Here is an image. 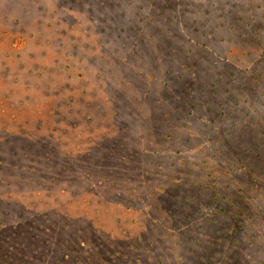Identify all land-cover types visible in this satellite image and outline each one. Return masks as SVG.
<instances>
[{
    "label": "rangeland",
    "instance_id": "374dc122",
    "mask_svg": "<svg viewBox=\"0 0 264 264\" xmlns=\"http://www.w3.org/2000/svg\"><path fill=\"white\" fill-rule=\"evenodd\" d=\"M263 57L264 0H0V264H264V186L211 157L264 130Z\"/></svg>",
    "mask_w": 264,
    "mask_h": 264
},
{
    "label": "trees",
    "instance_id": "16d2710c",
    "mask_svg": "<svg viewBox=\"0 0 264 264\" xmlns=\"http://www.w3.org/2000/svg\"><path fill=\"white\" fill-rule=\"evenodd\" d=\"M102 6H106V4L103 3ZM117 7H119L117 5ZM103 11L107 10L108 9H103ZM124 13H120V15L123 16ZM106 15V14H105ZM103 21L108 24L109 23V18L108 17H105L103 19ZM250 42V45L251 44H255V42L249 40ZM262 45V42H259L258 46H261ZM258 50H261L260 47H257V51ZM262 62H264V57H263V60ZM254 71H258V68H255ZM263 77V73H259L257 76L255 77H251V81H257L259 80L260 78ZM252 93L255 95V91L252 90ZM260 97H264V92L260 93ZM258 101L255 100V102ZM239 104V103H238ZM250 106H253V104H251ZM263 120H264V117H263ZM258 122H261L258 121ZM258 122H251V124L248 126V128L250 129L249 132L251 137H252V141L254 142L253 145V149H244V150H241V146L238 145L236 146L237 144H239V139H237V137L235 136H228L230 139V142H231V145L229 144H225V140H226V137L225 135H222V137H220L216 143H215V147H214V153L213 155H211L212 158H216L217 159V166L218 167H228V171L226 172L227 175H237L238 173H241V171H244L246 172L249 177H250V182H251V188H254L257 186V183H261L263 186H264V178L261 177L262 174H258L256 173V170L254 169V166L252 164H250L249 166L246 165V160H256V161H261V162H264V156H262L261 154H258L256 155V150H264V145H261L259 142H260V139H264V130H261L262 127H256L257 126V123ZM259 124V123H258ZM247 128V129H248ZM223 133H225V130H223ZM247 134V137L249 136V133L246 132ZM245 158H249V159H245ZM260 159V160H259ZM260 167H262V165H260ZM240 170V171H238ZM244 190H238L237 193L240 194V193H243ZM218 198L215 197V200H217ZM223 199V198H222ZM257 197H254V199H252V201H256ZM248 200H251V199H248ZM226 204L229 205V209H233L234 211V217L232 218V220L236 221L238 218H242L244 216V213L243 212H239V211H236L235 210V205L232 204V201H227ZM261 205H257L256 208H260ZM206 207V206H204ZM203 207V208H204ZM201 210V208H200ZM220 212L222 213H226L227 212V209L226 207H222L220 210ZM261 214V212L259 213ZM229 216L231 217V214H229ZM216 217V215H215ZM250 218V216H249ZM226 219H230V218H226ZM255 219V217H252L251 216V220ZM219 218L216 217L215 219L212 220L213 223L217 224ZM211 221V220H210ZM239 222V221H238ZM246 222H247V219H244L243 220V223L240 224L238 227H233L234 229H232L231 227H221V225H216V228L218 227L217 231H215V234L217 233H220L218 234V237L217 238L215 236V245H214V248H215V251L219 252L221 250V254H225L226 253L224 252L225 248H237L240 250V247L241 245H243L244 243H247V241L252 238L253 236L252 235H249L247 234V232H250L251 231V226H246ZM220 226V227H219ZM199 229H201V227H199ZM211 229L208 230V232L210 231ZM176 236V235H175ZM180 236V235H179ZM209 236L206 235L205 238H208ZM193 240L195 241V239L193 238ZM184 241V240H182ZM199 242V252L196 251V250H192V254L193 255H198L199 254V258H198V261H199V264H229L231 263L232 259L229 257V256H224L223 258L226 260H221V261H217L215 263V257L217 256L216 254H213L212 251L208 248H205L203 245H207L208 242H204L203 239H201ZM249 242V241H248ZM202 248V249H201ZM170 249V248H168ZM149 251L153 253V255H151V257L149 258L150 260H152L156 255H157V249H155L154 251L152 250V247L149 248ZM190 251V249H189ZM201 254V255H200ZM220 253H218L219 255ZM160 257H163L160 255ZM183 257L182 253L180 255H178V258H181ZM242 258H246V255L243 256ZM176 256L173 255L172 259L171 260H176ZM188 257L186 256L184 258V261H187ZM244 261V260H242ZM158 264H163V261H160ZM176 264H182L181 261H179L178 263Z\"/></svg>",
    "mask_w": 264,
    "mask_h": 264
}]
</instances>
